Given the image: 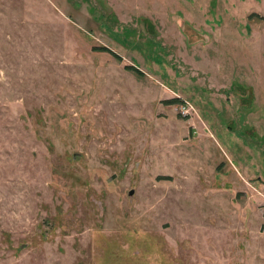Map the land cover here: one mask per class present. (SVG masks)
I'll return each mask as SVG.
<instances>
[{
    "label": "rangeland",
    "instance_id": "1",
    "mask_svg": "<svg viewBox=\"0 0 264 264\" xmlns=\"http://www.w3.org/2000/svg\"><path fill=\"white\" fill-rule=\"evenodd\" d=\"M0 264H264V0H0Z\"/></svg>",
    "mask_w": 264,
    "mask_h": 264
}]
</instances>
